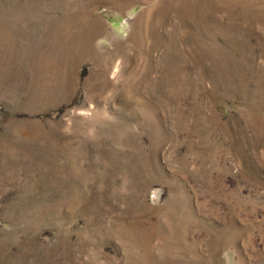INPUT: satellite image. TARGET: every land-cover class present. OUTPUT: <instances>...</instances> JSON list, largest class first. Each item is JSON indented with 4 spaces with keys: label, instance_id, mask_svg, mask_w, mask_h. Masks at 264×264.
<instances>
[{
    "label": "rangeland",
    "instance_id": "obj_1",
    "mask_svg": "<svg viewBox=\"0 0 264 264\" xmlns=\"http://www.w3.org/2000/svg\"><path fill=\"white\" fill-rule=\"evenodd\" d=\"M0 264H264V0H0Z\"/></svg>",
    "mask_w": 264,
    "mask_h": 264
}]
</instances>
